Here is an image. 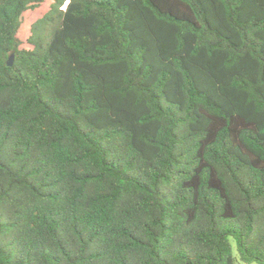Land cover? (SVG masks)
Returning <instances> with one entry per match:
<instances>
[{
    "label": "trees",
    "instance_id": "obj_1",
    "mask_svg": "<svg viewBox=\"0 0 264 264\" xmlns=\"http://www.w3.org/2000/svg\"><path fill=\"white\" fill-rule=\"evenodd\" d=\"M238 259L264 264V0H0V264Z\"/></svg>",
    "mask_w": 264,
    "mask_h": 264
},
{
    "label": "rangeland",
    "instance_id": "obj_2",
    "mask_svg": "<svg viewBox=\"0 0 264 264\" xmlns=\"http://www.w3.org/2000/svg\"><path fill=\"white\" fill-rule=\"evenodd\" d=\"M47 6H48L47 3L43 4V5L38 9V12L40 13V11H43L44 9H46ZM39 13L34 14V16H31V18L33 19V18H34L35 16H37ZM31 18H30V19H31ZM235 254H237L236 251H235ZM236 264H258V263H257V262L245 263V262L241 261L240 259H238Z\"/></svg>",
    "mask_w": 264,
    "mask_h": 264
},
{
    "label": "water",
    "instance_id": "obj_3",
    "mask_svg": "<svg viewBox=\"0 0 264 264\" xmlns=\"http://www.w3.org/2000/svg\"><path fill=\"white\" fill-rule=\"evenodd\" d=\"M13 62H14V53H12V54L9 56V58H8V60H7V65L11 66V65H13Z\"/></svg>",
    "mask_w": 264,
    "mask_h": 264
}]
</instances>
